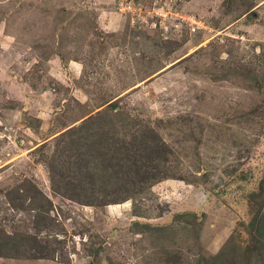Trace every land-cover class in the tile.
Listing matches in <instances>:
<instances>
[{
    "label": "rangeland",
    "instance_id": "obj_1",
    "mask_svg": "<svg viewBox=\"0 0 264 264\" xmlns=\"http://www.w3.org/2000/svg\"><path fill=\"white\" fill-rule=\"evenodd\" d=\"M115 100L185 179L104 207L55 192L56 136ZM263 180L264 0H0V235H24L0 264H212L231 243L243 264Z\"/></svg>",
    "mask_w": 264,
    "mask_h": 264
},
{
    "label": "trees",
    "instance_id": "obj_2",
    "mask_svg": "<svg viewBox=\"0 0 264 264\" xmlns=\"http://www.w3.org/2000/svg\"><path fill=\"white\" fill-rule=\"evenodd\" d=\"M121 115L125 112L115 100L106 110L89 115L56 136L57 150L48 160L55 192L80 203L104 207L135 201L164 179H185L178 165L171 163L172 150L155 129L130 115L119 120ZM122 120L126 131L118 137ZM262 183L264 186V180ZM181 215L185 214L176 216ZM19 236L24 235H0V256L15 254L23 245L18 242ZM231 244L230 249L226 247L212 257V264H237L235 257L242 248ZM245 250V260L240 262L264 264V241L256 239Z\"/></svg>",
    "mask_w": 264,
    "mask_h": 264
}]
</instances>
